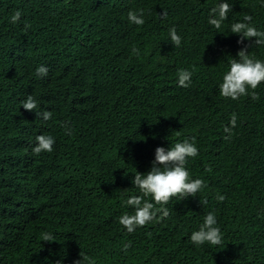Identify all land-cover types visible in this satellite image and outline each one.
<instances>
[{
    "label": "trees",
    "instance_id": "16d2710c",
    "mask_svg": "<svg viewBox=\"0 0 264 264\" xmlns=\"http://www.w3.org/2000/svg\"><path fill=\"white\" fill-rule=\"evenodd\" d=\"M216 2L0 0V264H264V82L249 90L256 99L218 87L239 49L264 60V44L230 32L235 22L264 31V4L229 0L217 28ZM181 68L192 71L186 88ZM29 95L32 111L21 105ZM38 135L54 138L51 151H32ZM186 137L198 155L185 167L201 190L153 201L155 217L127 232L125 201L143 196L132 176L156 146ZM208 212L224 243L195 246L189 235Z\"/></svg>",
    "mask_w": 264,
    "mask_h": 264
},
{
    "label": "clouds",
    "instance_id": "9594fccd",
    "mask_svg": "<svg viewBox=\"0 0 264 264\" xmlns=\"http://www.w3.org/2000/svg\"><path fill=\"white\" fill-rule=\"evenodd\" d=\"M264 4V0H261ZM231 8L229 0H217L215 5L210 9L209 23L220 27L221 22L227 18V14ZM166 15V13H161ZM21 17V12L16 10L10 17V22L15 23ZM250 17L245 16L244 21ZM128 20L136 25L144 23L142 11L137 13L130 11ZM230 32L237 33L241 37L255 38L257 45L264 44V31L258 30L255 26H251L244 22H235L230 26ZM169 37L172 44L179 46L181 37L176 33L174 28L169 29ZM137 52V49H133ZM236 57L229 61L228 69L222 74L219 82V92L221 96L237 99L241 95H251L256 99L257 94L249 90L257 88L258 84L264 82V60L250 57L247 55L245 48L237 51ZM37 77H44L48 74V68L40 65L35 69ZM192 71L187 68H181L177 72L176 83L180 87H188L191 83ZM24 109L33 110L37 108L36 100L32 96H28L22 103ZM43 119H48L50 112H43ZM236 117H231L230 123L234 125ZM228 132L229 129L225 128ZM54 138L50 135H38L36 143L32 151L40 153L41 151H51ZM198 155L197 146L191 141V138H184L167 147L156 146L154 149L153 160L151 166L145 172H136L131 178L142 195H130L125 203L133 208L132 214L125 213L119 218L124 229L131 233L136 227L142 226L150 222L156 215L153 201L156 204L164 205L171 197L178 196L179 200L188 196L197 195L201 190L203 181L200 178H190L189 172L185 167L189 157ZM144 196H150L151 201L144 199ZM218 200H223V195L217 196ZM160 215L166 217L168 209L162 207L159 209ZM190 241L195 246L208 244L211 246H219L224 243L222 232L218 227L217 218L213 212H208L203 217L202 223L191 231L189 235ZM43 240H56L54 234L45 232ZM78 264V261L76 262Z\"/></svg>",
    "mask_w": 264,
    "mask_h": 264
}]
</instances>
